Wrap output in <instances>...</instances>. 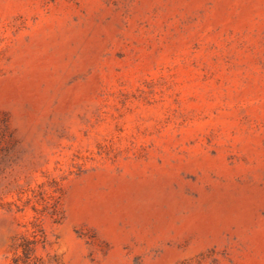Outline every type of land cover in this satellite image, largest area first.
I'll return each mask as SVG.
<instances>
[{"label":"rangeland","instance_id":"374dc122","mask_svg":"<svg viewBox=\"0 0 264 264\" xmlns=\"http://www.w3.org/2000/svg\"><path fill=\"white\" fill-rule=\"evenodd\" d=\"M0 264H264V0H0Z\"/></svg>","mask_w":264,"mask_h":264},{"label":"trees","instance_id":"16d2710c","mask_svg":"<svg viewBox=\"0 0 264 264\" xmlns=\"http://www.w3.org/2000/svg\"><path fill=\"white\" fill-rule=\"evenodd\" d=\"M29 250H30V249H29V246H28V245H25V246H24V250H23V251H24V254H25V256H27V255H28V253H29Z\"/></svg>","mask_w":264,"mask_h":264}]
</instances>
